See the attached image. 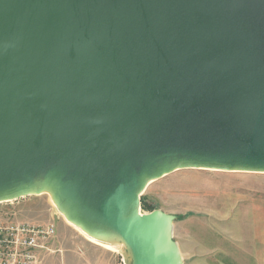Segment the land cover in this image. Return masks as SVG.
<instances>
[{
  "label": "water",
  "instance_id": "water-1",
  "mask_svg": "<svg viewBox=\"0 0 264 264\" xmlns=\"http://www.w3.org/2000/svg\"><path fill=\"white\" fill-rule=\"evenodd\" d=\"M196 164L264 171V0H0V199L43 177L129 264H183L140 200Z\"/></svg>",
  "mask_w": 264,
  "mask_h": 264
},
{
  "label": "rangeland",
  "instance_id": "rangeland-1",
  "mask_svg": "<svg viewBox=\"0 0 264 264\" xmlns=\"http://www.w3.org/2000/svg\"><path fill=\"white\" fill-rule=\"evenodd\" d=\"M142 197L153 209H143L140 200V212L161 210L175 216L172 239L179 252L181 244L184 249L188 244V254L193 252V256L182 258L183 264H234L228 258V222L226 218L219 219V215H227L235 205L240 208L264 205V172L179 167L152 182ZM0 212L15 213L22 220L56 224L59 241L56 247L62 248L59 255L66 253L68 258L57 263L50 260L47 264H120L122 257L129 264L130 254L123 242L118 241L111 250L86 239L66 223L49 194L25 195L1 202ZM219 226L224 231H215ZM243 226L241 237L245 235ZM219 236L223 243L217 251L218 243L214 239ZM197 245L206 256L195 255ZM212 249H216L214 255ZM237 253L244 255L240 248Z\"/></svg>",
  "mask_w": 264,
  "mask_h": 264
},
{
  "label": "built area",
  "instance_id": "built-area-1",
  "mask_svg": "<svg viewBox=\"0 0 264 264\" xmlns=\"http://www.w3.org/2000/svg\"><path fill=\"white\" fill-rule=\"evenodd\" d=\"M57 226L53 222L22 220L15 213L0 212V264H44L57 253ZM120 264H128L122 257Z\"/></svg>",
  "mask_w": 264,
  "mask_h": 264
},
{
  "label": "crops",
  "instance_id": "crops-1",
  "mask_svg": "<svg viewBox=\"0 0 264 264\" xmlns=\"http://www.w3.org/2000/svg\"><path fill=\"white\" fill-rule=\"evenodd\" d=\"M243 206H245V208L236 207L235 205L232 209H230V212L227 215H219V219L226 218L228 222V258L230 261L234 262V264H264V205ZM245 223L247 225H245ZM243 224L245 235L244 237H241L240 235ZM217 230H219V232L220 230L224 231V229H220V226L217 227L215 231ZM249 234H253V236L250 237L251 239H248L247 237ZM214 241L218 243L217 251H219L223 241L221 240L220 236L215 237ZM56 244H59L58 240H56L54 245L55 249L60 251L48 255L44 264H47L51 261H56L57 263V260L59 259L63 260L64 258H68L66 253H64L63 255H59V253H62V248L56 247ZM187 248L188 244H186L185 249L184 244L180 245V253L182 258L193 256V252L192 254H188ZM239 248L244 251L243 256H240L237 253V249ZM200 251L201 250L197 245L195 255L197 257L201 255L206 256L205 252L201 253ZM213 253H216V249H212L211 254ZM62 263L64 264V262Z\"/></svg>",
  "mask_w": 264,
  "mask_h": 264
},
{
  "label": "bare ground",
  "instance_id": "bare-ground-1",
  "mask_svg": "<svg viewBox=\"0 0 264 264\" xmlns=\"http://www.w3.org/2000/svg\"><path fill=\"white\" fill-rule=\"evenodd\" d=\"M196 167L199 168H204V169H217L216 167H208V166H201L199 164H196ZM234 170H239V171H247V172H264L261 170H249V169H234ZM156 179H152V177H144L143 182H144V189L142 190V193L146 190V188L154 182ZM28 195H34V194H49L50 198L53 201V204L55 207L59 210L61 213L62 217L66 221L68 225L76 229L80 234H82L86 239L92 241L93 243H96L98 245H101L107 249L113 250L115 247V243L118 241H123L122 238L115 232H107V234H104L103 238L99 237L96 235L95 232L91 231L89 228H87L83 223H79L76 221L71 220L70 218V210L69 208L64 210L59 202L57 192L55 190V187L51 183V181H46L43 179V177H40L33 182L31 188L27 190ZM20 193V192H19ZM12 198H2L0 199L1 202L5 201H10ZM118 251V250H117Z\"/></svg>",
  "mask_w": 264,
  "mask_h": 264
},
{
  "label": "trees",
  "instance_id": "trees-1",
  "mask_svg": "<svg viewBox=\"0 0 264 264\" xmlns=\"http://www.w3.org/2000/svg\"><path fill=\"white\" fill-rule=\"evenodd\" d=\"M141 206L143 209L145 210H152L153 209V206L152 205H149L145 200H144V197L141 198Z\"/></svg>",
  "mask_w": 264,
  "mask_h": 264
}]
</instances>
